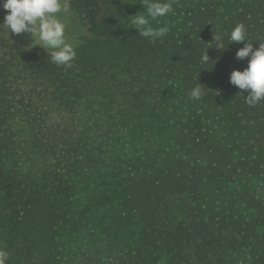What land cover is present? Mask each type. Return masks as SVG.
I'll return each mask as SVG.
<instances>
[{
    "label": "trees",
    "instance_id": "16d2710c",
    "mask_svg": "<svg viewBox=\"0 0 264 264\" xmlns=\"http://www.w3.org/2000/svg\"><path fill=\"white\" fill-rule=\"evenodd\" d=\"M139 2L69 0L70 68L1 37L8 264H264V101L229 83L244 42L208 48L237 23L264 43V0H174L155 43Z\"/></svg>",
    "mask_w": 264,
    "mask_h": 264
},
{
    "label": "clouds",
    "instance_id": "9594fccd",
    "mask_svg": "<svg viewBox=\"0 0 264 264\" xmlns=\"http://www.w3.org/2000/svg\"><path fill=\"white\" fill-rule=\"evenodd\" d=\"M174 0H140L143 10L128 15L130 27L137 30V34L155 43L166 36L170 31L167 23L160 25V18L175 15ZM0 6L6 10L3 20L0 21V35H5L9 40V34L19 36L28 34L32 45H39L42 49L50 50L51 61L65 68L72 67L76 59L75 39L77 33L69 31L74 29L71 17L69 0H0ZM123 18V17H122ZM153 21L158 27L153 26ZM129 27V28H130ZM227 36V45L224 40ZM12 41V40H11ZM210 47H215L221 52L232 43H243L235 52V58L243 61L247 58V66L241 69H233L229 74V83L241 91H246L245 102L249 106H256L264 101V43L259 40L249 39L248 30L244 23H237L229 33L218 32L214 28ZM253 41H258L259 46L254 48ZM200 57V63L206 64L210 57L207 49ZM203 86L198 83L189 95L193 100H199L205 93ZM9 253L0 247V264H8Z\"/></svg>",
    "mask_w": 264,
    "mask_h": 264
},
{
    "label": "rangeland",
    "instance_id": "374dc122",
    "mask_svg": "<svg viewBox=\"0 0 264 264\" xmlns=\"http://www.w3.org/2000/svg\"><path fill=\"white\" fill-rule=\"evenodd\" d=\"M5 12H6V10H4L3 8H2V6H0V21H2L3 20V16L5 15ZM75 27H74V29L73 30H70L69 31V36H71L72 35V31H75L76 33H77V35L75 36V38L76 37H80V34H81V32L79 31V26H77L76 24H73ZM9 36H11V37H9L13 42H18V43H21V44H23V45H27V46H29L30 44H26V43H24L23 41H25V40H28V42H31V38H30V35H28V34H22V35H19V36H13V35H9ZM1 37H4V38H6V39H8L7 38V36H5V35H0V41H1ZM14 37V38H13ZM9 40V39H8ZM10 40V41H11ZM26 42V41H25ZM2 56V49H1V47H0V57ZM12 89V88H11ZM11 89H9L10 91H11ZM1 91V90H0Z\"/></svg>",
    "mask_w": 264,
    "mask_h": 264
}]
</instances>
